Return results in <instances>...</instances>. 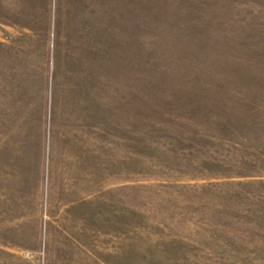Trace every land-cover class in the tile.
Here are the masks:
<instances>
[{
	"label": "rangeland",
	"instance_id": "374dc122",
	"mask_svg": "<svg viewBox=\"0 0 264 264\" xmlns=\"http://www.w3.org/2000/svg\"><path fill=\"white\" fill-rule=\"evenodd\" d=\"M0 264H264V0H0Z\"/></svg>",
	"mask_w": 264,
	"mask_h": 264
}]
</instances>
